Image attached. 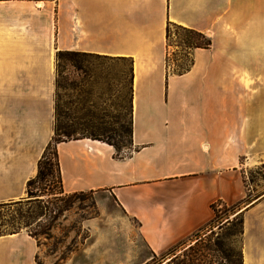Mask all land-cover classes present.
<instances>
[{"label": "crops", "instance_id": "crops-1", "mask_svg": "<svg viewBox=\"0 0 264 264\" xmlns=\"http://www.w3.org/2000/svg\"><path fill=\"white\" fill-rule=\"evenodd\" d=\"M168 25L211 42L182 72L165 64ZM60 50L132 63L130 153L59 142L65 193L135 220L151 258L210 226L213 205L249 198L246 171L264 164V0H0V204L25 196L53 138ZM261 189L239 210L240 264H264ZM42 251L26 230L0 232V264H38Z\"/></svg>", "mask_w": 264, "mask_h": 264}, {"label": "rangeland", "instance_id": "rangeland-1", "mask_svg": "<svg viewBox=\"0 0 264 264\" xmlns=\"http://www.w3.org/2000/svg\"><path fill=\"white\" fill-rule=\"evenodd\" d=\"M206 38L170 25L167 69L176 73L189 68L193 48ZM131 64L126 59L92 55L57 59L54 133L58 126L61 131H70V139L96 135L116 143L118 155L130 153ZM49 157L51 174L43 182L48 183L45 191L40 190L41 183H35L33 194L26 188L21 202H8L0 209L4 231L26 230L42 246L38 264H43L47 255L54 264H240L239 210L262 192L264 164L247 169L245 177L253 187H249L244 203L233 209L219 205L210 226L169 254L151 258L138 234V223L110 206L99 208L92 193H65L61 198L49 194V187L57 186L58 176L56 156L50 153ZM97 217L92 226L89 219ZM102 245L104 253L94 250Z\"/></svg>", "mask_w": 264, "mask_h": 264}, {"label": "trees", "instance_id": "trees-1", "mask_svg": "<svg viewBox=\"0 0 264 264\" xmlns=\"http://www.w3.org/2000/svg\"><path fill=\"white\" fill-rule=\"evenodd\" d=\"M169 26L167 27V34L169 32ZM185 29V28H184ZM189 30V29H187ZM189 31H193L195 33H197L198 35L204 37V34L194 31V30H189ZM206 36V35H205ZM207 37V36H206ZM210 40L209 37L206 38V41L201 43V44H196L195 47H208V45L210 44ZM64 55H70V56H77V55H81V56H97V57H101L100 55H95V54H90V53H84V52H77V51H58L56 53V63H57V59H61ZM107 58V57H105ZM184 71V70H183ZM178 72H182V71H178ZM57 78V77H56ZM131 78H132V67H131ZM132 119H130V125H129V136H130V140H131V136H132ZM70 131L68 130H63L61 131V128H59L58 126L55 127V133L54 136L52 138V140L48 143V145L46 146L42 157L40 158L39 162H38V172L36 174L35 177L31 178L28 182H27V193L29 195L33 194L34 191L32 189V187H34L35 183H41V185L39 187L41 191H45L46 187L48 186V183H43L45 180L47 181V177L48 175L51 174V160L49 157V154L52 153L54 156H56V160H57V172H58V176H57V186L56 187H49V194H53L56 197H60L65 194L64 190H63V186H62V178H61V172H60V165H59V161H58V153H57V144L61 141H65V140H69L70 138ZM63 136H65L63 138ZM81 137H89V136H81ZM93 139H98L100 137L96 136V135H92ZM91 137V138H92ZM78 138V137H77ZM102 140V139H99ZM105 141V140H103ZM107 143L111 144L112 146L118 148L117 144L111 141H106ZM21 202L20 200L16 201V203ZM7 203H3L0 204V209ZM214 210H215V218H217L218 216V210H217V205H213ZM235 206H231L229 207L230 209H233ZM228 208V207H227ZM215 218L213 219L212 223L215 221ZM211 223V224H212ZM0 232H5L2 229V223H1V219H0Z\"/></svg>", "mask_w": 264, "mask_h": 264}]
</instances>
